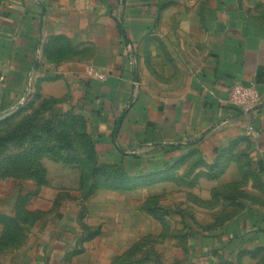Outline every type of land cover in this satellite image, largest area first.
I'll return each instance as SVG.
<instances>
[{
	"label": "crops",
	"instance_id": "crops-1",
	"mask_svg": "<svg viewBox=\"0 0 264 264\" xmlns=\"http://www.w3.org/2000/svg\"><path fill=\"white\" fill-rule=\"evenodd\" d=\"M87 66L106 79L89 77ZM238 82H254L261 97L249 116L228 101ZM32 98L57 99L63 111L85 116L100 162L122 160L133 178L83 201L107 193L128 201L139 176L146 184L157 178L156 191L137 209L127 207L130 216L141 211L148 227L125 241V250L146 240L159 264H264L263 11L247 0H0V117ZM248 121L257 138L247 135ZM190 151L209 167L223 154L227 159L217 174L197 169L183 176L174 168ZM46 168L42 190L55 184ZM80 175L68 187L79 196ZM236 183L242 187L235 193ZM154 195L162 219L140 209ZM52 215L39 241L0 264H84L91 243L109 247L103 264H112L124 251L82 210ZM86 227L100 233L83 239Z\"/></svg>",
	"mask_w": 264,
	"mask_h": 264
},
{
	"label": "rangeland",
	"instance_id": "rangeland-1",
	"mask_svg": "<svg viewBox=\"0 0 264 264\" xmlns=\"http://www.w3.org/2000/svg\"><path fill=\"white\" fill-rule=\"evenodd\" d=\"M247 1L249 6H254L255 10L260 13L263 11L264 14V0ZM49 110L50 105L43 104L42 100L40 101L38 98H32L17 112L0 117V214L4 216V218L0 217V247H6L5 250L0 248L3 249V251H0V260L6 254H12L14 251L19 250L30 240L39 241L41 234H43V227L54 221V215L52 214L59 208L64 209L66 212L72 210L80 212L82 210L85 213V221L89 225H104L106 238L117 239L119 243L117 250L119 252L124 250L122 252L124 253L126 251L124 249L125 241L129 242L132 239L136 241L141 237L143 224L148 227V222L142 220L141 211L138 212L136 209L137 205L141 203L140 198L158 189V182L152 181L157 178H148L146 182L151 181L149 184L142 183L139 180L138 183L140 182V184L135 187L139 191L133 193L134 198L131 197V194H128L130 197L128 201L125 200L126 196L118 193H114L115 195H108L107 193L99 195L93 200L83 201L82 190L80 192L81 196H79L78 189H74L72 192L69 191L73 188L72 186L78 185L72 183L71 180L74 179L79 167L76 164H68L56 159L50 150L56 151L61 148L60 144L61 141H64V137L59 133V130L62 129H66L67 136L65 139L69 137L73 147L79 148L81 142L85 139L82 134L86 127L84 122H79V120L75 122L70 118L64 120L66 122L63 123L52 119H35L33 122L29 119L30 116L34 115L38 117L46 116L50 113ZM51 128L55 131H52ZM45 147L50 150L44 152L47 150L44 149ZM59 152L65 155H77L75 151L69 150L66 152L63 148ZM36 158L38 160L31 163V160ZM226 159L227 155L223 154L216 161L218 166L215 168L209 167V164L202 158L200 153L190 151L182 159L185 162L176 165L177 167L174 169L183 172V176L188 177L197 169L200 173L210 170L211 175H213L222 169V162ZM71 160L74 159L71 158ZM51 162H62L65 166L58 167ZM59 166L61 165L59 164ZM46 167H49L55 184L51 188L48 187V189L42 190L44 185L40 186L38 184L34 174H37L38 168H43L47 173ZM62 174L66 177L65 179ZM80 184L79 187H81ZM185 187L191 189L194 186ZM234 187L236 193V188L242 187V184L236 183ZM76 190L78 191L76 192ZM231 192H233L232 189ZM130 203L136 208L131 216L126 214ZM126 226H130L132 229L126 230ZM38 227L40 230H38ZM109 249V247L100 244L95 246L91 243L88 248L89 251L84 256L85 259L83 258L84 264H103L104 258L108 257L110 253ZM143 251L144 254L152 253L153 248L146 246ZM143 251L139 252L138 255H142Z\"/></svg>",
	"mask_w": 264,
	"mask_h": 264
},
{
	"label": "trees",
	"instance_id": "trees-1",
	"mask_svg": "<svg viewBox=\"0 0 264 264\" xmlns=\"http://www.w3.org/2000/svg\"><path fill=\"white\" fill-rule=\"evenodd\" d=\"M39 97V96H38ZM43 104L50 105V113L43 117H38L36 115L30 116V120H58V122H66L68 118L72 119V121L84 122L86 129H84V133L82 137H85L84 141L81 142L80 147H73L72 141L69 139H65L66 129L59 130V133L64 137L61 141V148H63L66 152L71 150L77 153L76 156L61 154L59 150L56 151L50 150L45 147L44 152L50 150L53 153V156L60 161H63L68 164H76L80 170V190L83 192V198L87 199L92 196L99 188L103 187H113V188H125V186L132 181V177L129 175V172L126 169V166L123 164L122 160L117 163H101L99 160V154L97 152V140L89 133L87 119L82 114L75 113L74 111H63L57 105L59 104V100L57 99H44L42 100ZM49 123V122H48ZM51 123V121H50ZM52 130V128H51ZM52 131H55L54 129ZM68 141V142H66ZM51 148V147H49ZM172 150L177 147H171ZM42 149V148H41ZM170 149V148H167ZM134 158H138L137 155L133 156ZM74 159L73 161L71 160ZM38 159L31 160V163L36 162ZM38 172L34 177L37 178L38 184L45 185L46 184V171L43 168H38ZM33 178V177H32ZM139 180H144V176H139L137 178ZM127 187V186H126ZM160 205H159V197L157 195L151 196L148 198L143 204H141L140 209L142 211H146L150 213L156 219H162V215L160 213ZM34 214V213H32ZM0 217L4 218L2 214ZM23 231V229H22ZM21 231V232H22ZM100 233V228H89L86 227L85 234L83 235V239L91 240L95 236ZM146 240L137 241L133 244V246L129 247L124 253L115 257L113 259L112 264H159V256L157 253H146L144 254L143 248L147 246ZM148 241V240H147ZM6 249V247H0ZM3 251V249H0ZM143 251L142 255H138L139 252Z\"/></svg>",
	"mask_w": 264,
	"mask_h": 264
},
{
	"label": "built area",
	"instance_id": "built-area-1",
	"mask_svg": "<svg viewBox=\"0 0 264 264\" xmlns=\"http://www.w3.org/2000/svg\"><path fill=\"white\" fill-rule=\"evenodd\" d=\"M85 72L89 77L98 78L100 80L106 79L107 76L106 72L93 66H87ZM228 101L233 107L243 112L246 116H249L250 113L261 104V97L254 82L249 84L238 82L234 83L229 88ZM246 133L253 138L259 136V131L250 121L246 123Z\"/></svg>",
	"mask_w": 264,
	"mask_h": 264
},
{
	"label": "water",
	"instance_id": "water-1",
	"mask_svg": "<svg viewBox=\"0 0 264 264\" xmlns=\"http://www.w3.org/2000/svg\"><path fill=\"white\" fill-rule=\"evenodd\" d=\"M243 113V112H242ZM120 123V122H119ZM119 127H117V131H118Z\"/></svg>",
	"mask_w": 264,
	"mask_h": 264
}]
</instances>
